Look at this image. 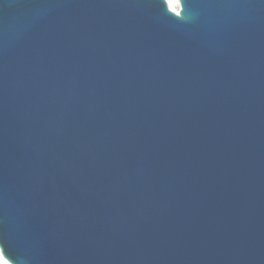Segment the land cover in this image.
I'll use <instances>...</instances> for the list:
<instances>
[{"label":"water","instance_id":"obj_1","mask_svg":"<svg viewBox=\"0 0 264 264\" xmlns=\"http://www.w3.org/2000/svg\"><path fill=\"white\" fill-rule=\"evenodd\" d=\"M0 0L11 264H264V0Z\"/></svg>","mask_w":264,"mask_h":264},{"label":"bare ground","instance_id":"obj_2","mask_svg":"<svg viewBox=\"0 0 264 264\" xmlns=\"http://www.w3.org/2000/svg\"><path fill=\"white\" fill-rule=\"evenodd\" d=\"M171 9L177 10L179 7V0H167ZM0 264H11L2 254L0 249Z\"/></svg>","mask_w":264,"mask_h":264}]
</instances>
